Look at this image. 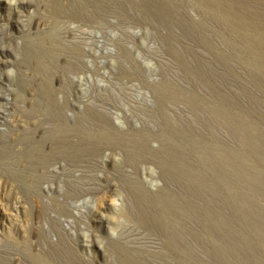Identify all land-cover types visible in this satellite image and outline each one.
I'll return each mask as SVG.
<instances>
[{"label": "rangeland", "instance_id": "374dc122", "mask_svg": "<svg viewBox=\"0 0 264 264\" xmlns=\"http://www.w3.org/2000/svg\"><path fill=\"white\" fill-rule=\"evenodd\" d=\"M206 1L0 0V264H264V0Z\"/></svg>", "mask_w": 264, "mask_h": 264}, {"label": "bare ground", "instance_id": "6f19581e", "mask_svg": "<svg viewBox=\"0 0 264 264\" xmlns=\"http://www.w3.org/2000/svg\"><path fill=\"white\" fill-rule=\"evenodd\" d=\"M145 1H147V0H145ZM164 1V0H163ZM197 1H201V0H197ZM203 1V0H202ZM204 1H206V0H204ZM216 1V0H215ZM226 1V0H225ZM243 1V0H242ZM245 1V0H244ZM246 1H248V0H246ZM255 1H257L256 3L257 4H259L258 3V0H255ZM254 1V2H255ZM150 2H152V1H150ZM207 2V1H206ZM211 2H212V0H211ZM231 1L230 0H227V2H225V7L223 8L222 6L221 7H215V5H214V7H213V10L215 11L213 14H215L214 16H217V17H219V19L223 22V23H226V24H228V26H229V24L232 22V23H234V22H236L237 24H236V26L237 25H239V27H241L242 29H247V28H252V24H253V22H252V24H250V21H246V19L245 18H243V16L241 17V16H236V15H234L233 14V12H231L230 13V10H229V3H230ZM235 2V1H234ZM251 2H252V0H251ZM262 2V1H261ZM149 3V2H148ZM167 3V2H166ZM201 3V2H200ZM208 3H210L209 1H208ZM212 3H214V2H212ZM217 3V2H216ZM253 3V2H252ZM204 4H205V2H204ZM215 4V3H214ZM224 4V3H223ZM207 5V4H206ZM211 5V4H210ZM230 5H232V4H230ZM152 6V5H151ZM216 6H218V5H216ZM236 6V5H235ZM157 7V6H156ZM227 7V8H226ZM146 8V7H145ZM151 9V8H150ZM150 9H149V11H150ZM157 9V8H156ZM240 9V8H239ZM159 10V9H158ZM211 10V9H210ZM212 10V11H213ZM164 11V10H163ZM251 12V11H250ZM154 13V12H153ZM159 14V13H158ZM251 14H252V12H251ZM258 14V13H257ZM161 14H159V16H160ZM246 15V14H245ZM254 15H255V13H254ZM261 18V17H260ZM169 20V19H168ZM248 20V19H247ZM260 20V19H259ZM255 23V22H254ZM235 24V23H234ZM231 25V24H230ZM233 25V24H232ZM256 26H257V24H255ZM234 26V25H233ZM232 26V27H233ZM236 26H234V27H236ZM255 26V27H256ZM238 28V27H237ZM238 30H239V28H238ZM253 30V29H252ZM257 30V29H256ZM255 32V31H254ZM257 33V32H256ZM251 34V33H250ZM257 34H259V33H257ZM245 36V35H244ZM258 38V37H257ZM259 38H261V37H259ZM258 38V39H259ZM245 39V38H244ZM247 39V38H246ZM249 39V38H248ZM247 39V40H248ZM252 40V39H251ZM260 40V39H259ZM254 41H255V44L257 43V42H261V41H258L257 40V42H256V38L254 39ZM262 41H264V40H262ZM259 44V43H258ZM262 45V44H261ZM253 46V45H252ZM260 46V45H259ZM264 46V45H263ZM261 47V46H260ZM250 48V47H249ZM262 48V47H261ZM255 49V48H254ZM253 49V50H254ZM264 52V51H263ZM261 54V53H260ZM256 55V54H255ZM47 83V82H46ZM48 85V84H47ZM46 85V86H47ZM160 94L163 96L164 95V92L161 90L160 91ZM45 96H48L49 97V95H47V92L45 93ZM50 96H51V94H50ZM46 98V97H45ZM50 98V97H49ZM51 101V100H50ZM192 102V101H191ZM194 103V102H193ZM214 113V112H213ZM217 113V112H216ZM216 113H214V114H216ZM226 116V120H225V122L229 119L228 118V114H226L225 115ZM102 127H104L105 129H106V123L105 122H103V124H102ZM99 132V131H98ZM172 132V131H171ZM174 132H175V130H174ZM190 132V131H189ZM95 133V132H94ZM91 134V132L90 131H88V130H85L84 128H78V129H76V134H79L78 136H80L81 137V142L82 141H84L85 143H86V145H88V147L90 148V149H94V141L95 140H97L98 138H101V141H102V139L103 140H105L104 142L105 143H107V144H110L111 146H114V145H116L117 143L118 144H120V146L121 145H123V146H127L128 144V142L126 143V142H120V140L119 139H116L115 137H113V135L111 134V132L110 131H107V130H101V132H99V133H95V134ZM187 133V132H186ZM50 135V134H49ZM183 135V134H182ZM136 137V136H135ZM143 138L142 139H140L142 142H140L141 144L139 145V149H142V150H144V151H147L148 150V148H147V136L145 135V136H142ZM191 137V136H190ZM193 137V136H192ZM120 138V137H119ZM168 138V137H167ZM63 139V138H62ZM135 139V138H134ZM80 140V139H79ZM121 141H123V140H121ZM130 141V140H129ZM133 141V140H132ZM65 142V141H64ZM138 142V141H137ZM193 142V141H192ZM84 143V144H85ZM130 143V142H129ZM136 143V142H135ZM194 143H195V140H194ZM192 144V143H191ZM168 145V144H167ZM173 145V144H172ZM100 146V145H99ZM105 146V145H104ZM122 146V147H123ZM129 147H130V145H128ZM127 146V147H128ZM195 146V145H194ZM115 147V146H114ZM117 147H119V146H117ZM116 147V148H117ZM170 147V146H169ZM192 147H193V145H192ZM197 147V146H196ZM199 147V146H198ZM197 147V148H198ZM191 148V147H190ZM195 148V147H194ZM130 150V149H129ZM129 150H128V152H129ZM127 151V150H126ZM196 151V150H195ZM140 152V151H139ZM150 152H151V150H150ZM166 152V151H165ZM193 152H194V150H193ZM131 153V152H130ZM138 153V152H137ZM168 153V152H167ZM197 153V152H196ZM134 153H132V157H134ZM199 155V154H198ZM217 156V155H216ZM129 157H131V156H129ZM178 158V157H177ZM202 158V157H201ZM221 158L222 157H220L219 158V160H221ZM131 159V158H130ZM204 159V158H203ZM225 159H227V158H225ZM225 159H224V157H223V163H224V161H225ZM134 160V159H133ZM176 160V159H175ZM174 160V161H175ZM202 160V159H201ZM139 161V160H138ZM173 161V162H174ZM183 161V160H182ZM222 161H220V163H221V165L223 164L222 163ZM172 162V161H171ZM175 162H177V160L175 161ZM184 162V161H183ZM200 162H202V161H200ZM205 162V161H204ZM219 162V161H218ZM228 161H226L225 162V164L227 163ZM217 163V162H216ZM184 164V163H183ZM202 164H204V163H202ZM225 164H223V166L225 165ZM135 165V164H134ZM174 165V164H173ZM185 165V164H184ZM170 166V165H169ZM189 166V165H188ZM188 166H186V167H188ZM229 166V165H228ZM180 167V166H179ZM181 167H182V164H181ZM189 167H191V166H189ZM222 167V166H221ZM224 167H226V166H224ZM229 168H231L230 166H229ZM179 169V168H178ZM186 168L184 167V173H186V172H188V171H190L189 170V168H188V170H185ZM227 169V168H226ZM179 171H181V170H179ZM193 171V170H192ZM231 171H232V169H231ZM230 171V172H231ZM242 171V170H241ZM178 172V171H177ZM181 172H183V171H181ZM242 172H244V171H242ZM241 172V173H242ZM190 173V172H189ZM188 177V176H187ZM187 177H185V178H187ZM191 177V176H190ZM249 177V176H248ZM192 178V177H191ZM198 178V177H197ZM246 178H247V176H246ZM188 179V178H187ZM199 179H203L202 177L201 178H199ZM191 180V179H190ZM248 180V179H247ZM187 181H189V180H187ZM229 181V180H228ZM250 181V180H249ZM204 182V181H203ZM192 183V182H191ZM195 183H197V181H195ZM195 183H193L194 185H195ZM207 184V183H206ZM228 184V183H227ZM225 185H226V183H225ZM202 187H203V185H202ZM214 187V186H213ZM224 187V186H223ZM228 187V186H227ZM226 187V188H227ZM205 188V187H204ZM211 188V187H210ZM225 188V189H226ZM197 190H198V188H197ZM211 190H213V189H210V191ZM215 191V190H214ZM227 191V190H226ZM207 192H209V191H207ZM199 193V192H198ZM201 193V192H200ZM215 193V192H214ZM217 193V192H216ZM214 195V194H213ZM232 195V194H231ZM213 197V196H212ZM216 197V196H215ZM176 202H174V204H175ZM229 203V202H228ZM163 204V203H162ZM227 204V203H226ZM161 205V204H160ZM177 206V205H176ZM193 206V205H192ZM181 208V207H180ZM208 209H210V208H208ZM180 210H183V209H180ZM179 210V211H180ZM189 212L191 211L190 210V208H189V210H188ZM195 211V210H194ZM178 212V211H177ZM193 212V211H192ZM212 212V211H211ZM188 215V214H187ZM194 215V214H193ZM198 215V214H197ZM210 215V214H209ZM196 216V215H195ZM194 216H192V218H193ZM197 217V216H196ZM199 217V216H198ZM165 218H166V216H165ZM172 218V217H171ZM169 220H170V218H168ZM167 219V220H168ZM198 219V218H197ZM169 220H168V222H169ZM221 221V220H220ZM226 221V220H225ZM171 222V221H170ZM169 222V223H170ZM214 223V222H213ZM215 224V223H214ZM219 225V224H218ZM223 225V224H222ZM169 226H170V224H169ZM214 226V225H213ZM212 226V227H213ZM225 226V225H224ZM208 227V226H207ZM227 226H225L224 227V229L226 228ZM211 228V227H210ZM216 228H218V227H216ZM223 228V227H222ZM221 229V228H220ZM223 229V230H224ZM229 230V229H228ZM227 230V231H228ZM231 230V229H230ZM225 235H226V233H224ZM222 235V234H221ZM213 236V235H212ZM224 237V236H223ZM227 237V236H226ZM214 238V237H213ZM229 238V237H228ZM230 239V238H229ZM228 240V239H227ZM218 241V240H217ZM211 242V241H210ZM229 244V243H228ZM232 244V243H231ZM220 245V244H219ZM218 245V246H219ZM215 246V245H214ZM217 246V245H216ZM220 246H222V245H220ZM216 249H217V247H216ZM225 249V248H224ZM223 249V250H224ZM228 250V249H227ZM225 252V251H224ZM226 253H227V251H226ZM222 254V253H221Z\"/></svg>", "mask_w": 264, "mask_h": 264}]
</instances>
